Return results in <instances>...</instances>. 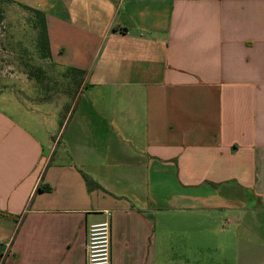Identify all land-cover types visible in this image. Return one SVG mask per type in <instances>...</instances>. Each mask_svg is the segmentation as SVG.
<instances>
[{"label": "crops", "instance_id": "crops-1", "mask_svg": "<svg viewBox=\"0 0 264 264\" xmlns=\"http://www.w3.org/2000/svg\"><path fill=\"white\" fill-rule=\"evenodd\" d=\"M11 3L44 13L66 90L28 97L57 102L56 137L23 98L0 106V264H86L107 211L113 264H167L155 220L175 183L215 208L206 192L235 185L264 210V0Z\"/></svg>", "mask_w": 264, "mask_h": 264}, {"label": "rangeland", "instance_id": "rangeland-1", "mask_svg": "<svg viewBox=\"0 0 264 264\" xmlns=\"http://www.w3.org/2000/svg\"><path fill=\"white\" fill-rule=\"evenodd\" d=\"M0 12L4 14L0 22V106L21 97L30 109L47 113V128L53 137L60 136L62 119L51 122L57 102L28 98L36 99L41 92L57 96L66 90L57 89L58 85L53 88L55 81L66 77L39 47V18L30 10L13 7L11 0H0ZM47 81L49 89L44 88ZM172 191L173 201L160 198L158 203L155 221L158 230L168 235V245L163 254L159 250L158 259L167 264H264V210L249 190L224 185L207 191L215 195L209 202L216 208L193 198L196 190L182 192L175 183Z\"/></svg>", "mask_w": 264, "mask_h": 264}, {"label": "built area", "instance_id": "built-area-1", "mask_svg": "<svg viewBox=\"0 0 264 264\" xmlns=\"http://www.w3.org/2000/svg\"><path fill=\"white\" fill-rule=\"evenodd\" d=\"M105 214L104 221L89 227L86 264H113L111 252L113 213L107 211Z\"/></svg>", "mask_w": 264, "mask_h": 264}, {"label": "trees", "instance_id": "trees-1", "mask_svg": "<svg viewBox=\"0 0 264 264\" xmlns=\"http://www.w3.org/2000/svg\"><path fill=\"white\" fill-rule=\"evenodd\" d=\"M28 9V8H27ZM29 10V9H28ZM34 14H36L39 18V28H40V37H39V47L43 51L44 56L46 58H51V49H50V41H49V34H48V27L46 22V17L43 12L36 9H31ZM4 19V14L0 12V22ZM87 185L89 187H96L97 184L91 180L88 176L84 175ZM50 191V186H39L38 191Z\"/></svg>", "mask_w": 264, "mask_h": 264}]
</instances>
